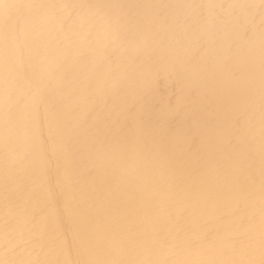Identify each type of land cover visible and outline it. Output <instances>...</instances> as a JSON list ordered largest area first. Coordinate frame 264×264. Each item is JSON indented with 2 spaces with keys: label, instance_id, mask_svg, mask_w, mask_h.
I'll list each match as a JSON object with an SVG mask.
<instances>
[{
  "label": "bare ground",
  "instance_id": "obj_1",
  "mask_svg": "<svg viewBox=\"0 0 264 264\" xmlns=\"http://www.w3.org/2000/svg\"><path fill=\"white\" fill-rule=\"evenodd\" d=\"M0 264H264V0H0Z\"/></svg>",
  "mask_w": 264,
  "mask_h": 264
}]
</instances>
